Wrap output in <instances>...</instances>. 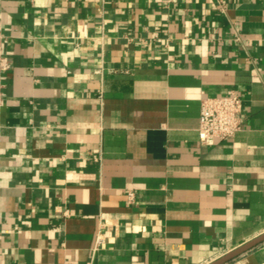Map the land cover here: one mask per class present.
Masks as SVG:
<instances>
[{"label": "crops", "instance_id": "obj_1", "mask_svg": "<svg viewBox=\"0 0 264 264\" xmlns=\"http://www.w3.org/2000/svg\"><path fill=\"white\" fill-rule=\"evenodd\" d=\"M0 34V264H208L264 232V0H0ZM231 92L243 128L201 144Z\"/></svg>", "mask_w": 264, "mask_h": 264}, {"label": "built area", "instance_id": "obj_2", "mask_svg": "<svg viewBox=\"0 0 264 264\" xmlns=\"http://www.w3.org/2000/svg\"><path fill=\"white\" fill-rule=\"evenodd\" d=\"M2 36L0 34V70H7L9 62L1 52ZM243 100L235 92L228 95L202 94L200 98L197 136L201 144L212 145L217 140L234 136L244 126ZM103 239L97 235L95 244Z\"/></svg>", "mask_w": 264, "mask_h": 264}, {"label": "water", "instance_id": "obj_3", "mask_svg": "<svg viewBox=\"0 0 264 264\" xmlns=\"http://www.w3.org/2000/svg\"><path fill=\"white\" fill-rule=\"evenodd\" d=\"M264 241V232L257 236L256 238H253L252 240H249L248 242L238 246L237 248L227 252L220 258L208 263V264H224L233 258L237 257L238 255L242 254L243 252L251 249L252 247L256 246L257 244Z\"/></svg>", "mask_w": 264, "mask_h": 264}]
</instances>
